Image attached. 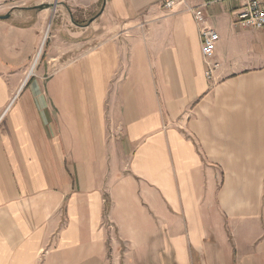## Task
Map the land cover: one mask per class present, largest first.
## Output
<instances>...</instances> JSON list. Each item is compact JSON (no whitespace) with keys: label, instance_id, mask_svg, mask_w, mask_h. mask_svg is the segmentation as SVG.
<instances>
[{"label":"crops","instance_id":"1","mask_svg":"<svg viewBox=\"0 0 264 264\" xmlns=\"http://www.w3.org/2000/svg\"><path fill=\"white\" fill-rule=\"evenodd\" d=\"M94 2L87 30L127 26L131 55L112 94L99 60L78 96L70 69L34 73L51 8L0 0V264H264V29L233 1L205 24L203 0Z\"/></svg>","mask_w":264,"mask_h":264},{"label":"rangeland","instance_id":"2","mask_svg":"<svg viewBox=\"0 0 264 264\" xmlns=\"http://www.w3.org/2000/svg\"><path fill=\"white\" fill-rule=\"evenodd\" d=\"M42 1L43 4H48V8H51V16L44 25V49L34 73L45 66L46 77L50 79L60 75L62 70L68 68L70 71L65 79L70 82V91L73 95H81L82 90H86L87 95H92L93 88L86 83L89 81L91 74L86 71V67L95 62L98 63L100 60L107 69H110L106 73L110 81L108 95L112 94L115 91L114 81L122 75H126L129 66L131 49L127 38L130 35V29L124 25L110 26L105 25V23H97L94 24L95 27L87 30L88 26L86 24L90 22L88 20L95 17L98 12L94 0ZM57 7L58 13L56 12L55 16ZM0 9V15H5L10 12L11 6ZM53 17H55V23L51 27ZM76 23H81L84 26ZM33 59L31 62H33ZM58 92L60 97L66 95L63 88H59Z\"/></svg>","mask_w":264,"mask_h":264},{"label":"built area","instance_id":"3","mask_svg":"<svg viewBox=\"0 0 264 264\" xmlns=\"http://www.w3.org/2000/svg\"><path fill=\"white\" fill-rule=\"evenodd\" d=\"M187 0H163V5L168 11H173L176 7L186 4ZM221 1L236 2V23L242 28L264 29V0H203L198 6L189 7L199 24L206 23L204 6ZM203 55L208 70L206 75L212 78L214 70L218 67V63H213L212 59L215 55L219 33L207 25H203L201 30Z\"/></svg>","mask_w":264,"mask_h":264},{"label":"water","instance_id":"4","mask_svg":"<svg viewBox=\"0 0 264 264\" xmlns=\"http://www.w3.org/2000/svg\"><path fill=\"white\" fill-rule=\"evenodd\" d=\"M39 7H48V4H42V5H39ZM8 16L9 14L0 15V19L7 18ZM44 42H45V39H44Z\"/></svg>","mask_w":264,"mask_h":264},{"label":"bare ground","instance_id":"5","mask_svg":"<svg viewBox=\"0 0 264 264\" xmlns=\"http://www.w3.org/2000/svg\"><path fill=\"white\" fill-rule=\"evenodd\" d=\"M43 44H44V41H43ZM44 48L41 49V51L38 53L37 57H36V61H35V66L37 65V63L39 62V59H40V56L42 55V51H43ZM34 66V68H35Z\"/></svg>","mask_w":264,"mask_h":264}]
</instances>
